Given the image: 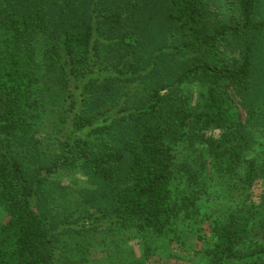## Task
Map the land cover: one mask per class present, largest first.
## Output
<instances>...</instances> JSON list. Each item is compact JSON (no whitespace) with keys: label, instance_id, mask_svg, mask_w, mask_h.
Returning <instances> with one entry per match:
<instances>
[{"label":"trees","instance_id":"trees-1","mask_svg":"<svg viewBox=\"0 0 264 264\" xmlns=\"http://www.w3.org/2000/svg\"><path fill=\"white\" fill-rule=\"evenodd\" d=\"M154 259L264 264V0H0V264Z\"/></svg>","mask_w":264,"mask_h":264},{"label":"rangeland","instance_id":"rangeland-1","mask_svg":"<svg viewBox=\"0 0 264 264\" xmlns=\"http://www.w3.org/2000/svg\"><path fill=\"white\" fill-rule=\"evenodd\" d=\"M243 114V113H242ZM244 116V115H243ZM75 176V177H74ZM52 179H55V180H58L59 179L61 180V183L65 184L68 186V189H69V192H70V197L73 198L76 196V192L82 188L83 186V181L81 180L80 177H78L77 173H75V175H65L64 174H59V175H54L52 177ZM86 241H88L86 239ZM111 254L114 255V257H117L118 258V262L120 263V259L117 255V252H112ZM116 255V256H115ZM153 264H165L164 261H159V260H156L154 259L152 261Z\"/></svg>","mask_w":264,"mask_h":264}]
</instances>
